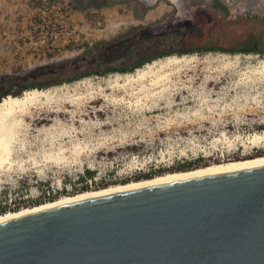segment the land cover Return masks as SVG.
I'll return each mask as SVG.
<instances>
[{"label":"rangeland","instance_id":"rangeland-1","mask_svg":"<svg viewBox=\"0 0 264 264\" xmlns=\"http://www.w3.org/2000/svg\"><path fill=\"white\" fill-rule=\"evenodd\" d=\"M108 1L82 11L73 9L71 0H0V77L30 79L29 71L37 67L76 57L83 61L79 71L96 68L98 61L91 65L95 57L118 65L128 48L131 57L154 46L156 51L207 47L213 41L204 45L192 40L205 28L232 25L246 38L237 36L231 44L214 41L219 47H252L247 38L255 36L264 44L261 8L232 23L205 8L194 15L184 13L177 0ZM169 54H158L150 62ZM190 54L196 56L193 61L173 68L166 87L149 94L137 91L140 83L126 90L110 87L118 73L136 69L89 74L47 87L55 94L52 102L29 109L13 145L15 165L0 170V202L22 209L35 206L43 195H55L54 200L76 195L81 192L73 189L81 185L78 177L85 168L95 171L87 182L90 190H97L136 181L139 173L152 177L182 171L187 164L204 166L264 154V137L255 143L248 140L264 131V77L255 71L264 54L206 50L184 55ZM61 146L66 163L43 161L45 152H57Z\"/></svg>","mask_w":264,"mask_h":264},{"label":"water","instance_id":"water-1","mask_svg":"<svg viewBox=\"0 0 264 264\" xmlns=\"http://www.w3.org/2000/svg\"><path fill=\"white\" fill-rule=\"evenodd\" d=\"M0 264H264V163L0 221Z\"/></svg>","mask_w":264,"mask_h":264},{"label":"bare ground","instance_id":"bare-ground-1","mask_svg":"<svg viewBox=\"0 0 264 264\" xmlns=\"http://www.w3.org/2000/svg\"><path fill=\"white\" fill-rule=\"evenodd\" d=\"M195 57V54H190L188 56L183 54L169 55L164 59L153 60L151 62L146 63L143 67L136 68L134 73H126L124 75L118 73L116 76L114 75L115 78L111 81L110 87H119L123 89L125 88L126 90V86H128L129 84L140 83V87L137 91L147 90L148 94L149 91H152L153 89L158 87L164 89L170 80L172 69L177 67L181 63L193 61ZM255 71L264 77V57L258 60ZM146 80H149L148 85H146L147 82L145 84ZM54 96L55 94L49 88H32L25 90L21 95H7L0 100V170H11L15 165V160L12 156L14 148L13 145H15L14 143H16V141L19 139L29 109L32 107H36L42 103L52 102ZM140 100L141 99L139 98L137 100V103L140 102ZM263 137L264 131L262 134H253L251 137L248 138V140L250 142L255 143L263 140ZM64 152V148L61 146V148H59L57 152H45L41 158L43 159V161L46 162H54L58 165L64 164L66 163V155H64ZM33 160L35 165H37L38 160L35 157H33ZM260 163H264V154L250 158L228 160L221 163H213L189 170L162 173L150 178H143L136 181L115 184L97 190H88L73 196H64L58 200L41 203L33 207H26L17 211H10L3 215H0V221L138 186L208 173L226 168L244 165H255Z\"/></svg>","mask_w":264,"mask_h":264},{"label":"trees","instance_id":"trees-1","mask_svg":"<svg viewBox=\"0 0 264 264\" xmlns=\"http://www.w3.org/2000/svg\"><path fill=\"white\" fill-rule=\"evenodd\" d=\"M108 2H109L108 0H71V7L75 10H82L83 11L89 7H96V8L101 7L105 4H107ZM212 6L214 9H217V10L219 9L220 11H222L225 16L228 15L227 6L225 4H223L221 1L214 0L212 3ZM230 26H232V25H230ZM230 26L227 27L226 29L221 28L220 30H218V28H216V29H213L212 31L209 30L208 28H205L206 30L205 29L204 30L198 29L196 31L195 35L192 37V40L199 42L200 44L202 43L204 45H206V41H213V44L210 46L200 47V48H196V49H192V50L180 48L178 50L164 51L163 53H160L161 54L160 56L167 55V54H169V52H175L173 54L182 55V54H187V53L202 52V51H206V50H210V51L211 50H213V51L220 50L223 52H243V53L256 52V53H263L264 54V44L261 45L259 36H255L254 38L252 37L250 39L247 38V42H252L253 46L252 47H245V48H242L241 50H237L235 48H232L231 46L228 48H224V47H219V46L215 45L214 41H216V40L228 42L231 44L232 42L233 43L235 42V40L237 39V36L239 38H241L242 41H244L246 39V38H244V34H242L243 32L241 33L239 31V28H237L238 31H236V28H232ZM186 33H187V31H186ZM180 39H182V38H180ZM180 39H179V41H182V42H184L185 40H188L185 38H183L182 40H180ZM144 40L145 39H143L141 42L143 43ZM141 42H139L138 45L141 44ZM101 44H106V42L103 41V42H101ZM108 44L109 43H107L106 45H108ZM94 47H92V48H94ZM128 49L123 54L124 57L129 56V53L131 51H128ZM169 55H172V54H169ZM98 58L99 57L93 58L94 61H92L93 64H91V65H94L95 63H97V61H98V63L96 64L97 67L94 69H91V70L86 69L84 71L83 70L79 71L80 68L82 67L83 61H80L81 57H76L73 59H68V60L66 59V60H63L60 62H56V63H53L51 65L37 67L34 70L29 71V75H31L30 79L26 76L21 77V76H18L16 74L3 75L0 77V88H2V90L0 89V100L7 95H13V96L21 95L25 90L32 89V88L45 89L49 86L56 85V84L62 83L64 81H72L76 78H79L81 76H86L89 74L104 75L108 72L133 71L134 69L142 66L145 62H150V60H152L153 57H148L146 59L141 60L138 63L131 64L128 66H122V67L117 66V64H112L111 61H102L101 62V60ZM91 65H89V66H91ZM43 69L49 70L48 73L45 74L44 76L40 77V78L34 76V74L37 71H40ZM68 73H70V76L67 78H64L63 76L68 74ZM258 155H261V154H258ZM204 166H206V165H204ZM196 167H201V166H196ZM196 167H190V164H187L186 166H183L182 168H183V170H189V169H193ZM175 171H180V170H175ZM94 176H95L94 170H91L89 168H85L82 175H79V177H78V182H80L81 185H79L78 188H74L73 191L74 192H84V191L90 190L88 182L92 181V178ZM142 177L150 178L151 175H149L147 173H139L138 175H136L135 179L136 180L143 179ZM103 187H106V186H103ZM56 198L57 197H55V195H52V194H49L47 197H45V195H43V198L40 199L41 200L40 202L37 200L36 205L44 203L45 201H48V202L53 201ZM18 209H19L18 207H15V208L9 207L5 201L3 203L0 202V215H3V214L10 212V211H17Z\"/></svg>","mask_w":264,"mask_h":264},{"label":"flooded vegetation","instance_id":"flooded-vegetation-1","mask_svg":"<svg viewBox=\"0 0 264 264\" xmlns=\"http://www.w3.org/2000/svg\"><path fill=\"white\" fill-rule=\"evenodd\" d=\"M146 1L148 2V0ZM170 1L175 2V0L174 1L170 0ZM213 1L214 0H177L179 4L181 3L184 13H188L189 15L191 13L192 15H194L195 13H197L196 11L198 10V8H205L213 13H218L221 16V19H224L226 21L232 20L233 21L232 23L238 22L239 18L243 17L246 13L250 11L251 12L256 11V8L263 9L262 14H264V0H232L231 3H229L227 0H219L227 6V9H228L227 16H225L223 12L220 11L219 9L217 10L213 8L212 6ZM218 30H220V28ZM154 48L150 47L148 50H145V51L142 50V51H139V53H133L131 57L129 56L125 57L126 62L123 61V64L120 63L117 66H121V67L128 66L131 64L138 63L141 60L146 59L148 57H154L160 53H163L164 51L180 49L179 47L178 48L169 47L161 51H156V50H153Z\"/></svg>","mask_w":264,"mask_h":264}]
</instances>
